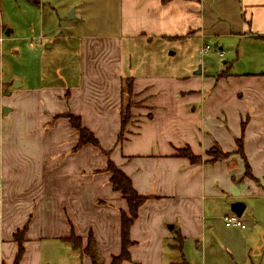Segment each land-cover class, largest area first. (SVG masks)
I'll use <instances>...</instances> for the list:
<instances>
[{
	"label": "crops",
	"instance_id": "crops-1",
	"mask_svg": "<svg viewBox=\"0 0 264 264\" xmlns=\"http://www.w3.org/2000/svg\"><path fill=\"white\" fill-rule=\"evenodd\" d=\"M204 2L120 0L119 17L111 25L117 24L118 32L83 39L80 82L9 92L20 99L6 103L7 114L1 100L0 264H13V235L28 218L19 264H92L63 241L71 231L81 238L83 248L91 234L102 264H110L120 253V212H126L127 205L104 170L106 152L137 194L147 197L130 227V261L121 264H164L165 250L182 257L168 264H215L214 248L221 239L217 229L245 234L247 226L217 224L232 213V203L245 202V213L248 205L254 206L250 200H264V0H210L208 16ZM221 9L234 14L237 32L228 34L238 40L235 55L243 59L244 72L227 73L220 80L202 78L204 67L191 76L189 71L123 72L119 50L124 40H201L215 25L208 26L209 17L221 21ZM0 30L7 37L13 33L1 22ZM127 80L135 104L129 109L132 122L118 142ZM66 113L80 117L100 148L86 144L74 150L78 132L62 116ZM240 138L254 179L244 175L236 151ZM185 147L200 161L191 164L178 156ZM213 149L228 155L210 161L204 155ZM46 156L55 159L50 166H45ZM243 189L256 195L242 196ZM223 248L231 253L228 246Z\"/></svg>",
	"mask_w": 264,
	"mask_h": 264
},
{
	"label": "rangeland",
	"instance_id": "rangeland-1",
	"mask_svg": "<svg viewBox=\"0 0 264 264\" xmlns=\"http://www.w3.org/2000/svg\"><path fill=\"white\" fill-rule=\"evenodd\" d=\"M209 1L204 2L206 16L209 13L207 7L210 5ZM119 5L120 0H0V22L6 29L13 30L9 37L4 36L3 31L0 30V102L3 99L6 105L7 102L12 104L17 98L20 99L18 96H8L9 92L22 93L25 89L43 85L56 88V84L62 87V83L72 84L76 80L77 83L80 82L82 67L80 62L83 60L80 58V52L81 46L85 44L83 39L93 34L118 32L117 24L111 25L119 17ZM71 12L72 14L76 12L73 18L69 17ZM220 14L218 16L221 21L209 17V22L212 23L208 26L211 27L214 23L215 25L201 40L198 37L182 43L160 39H153L150 42L145 39L124 40L123 48L119 50L123 72L126 75L152 73L158 75L170 72L184 74L189 71L191 76L200 66L205 68V71H202V78L206 77L209 80L218 76L220 80L226 77L227 73L244 72L246 65L243 59L235 55L238 40L228 34L232 30L237 32L232 19L234 14L232 10L224 12V9H221ZM216 28L219 31H216ZM204 44L210 46V52H202ZM219 52L222 53L221 56ZM220 69L226 73H220ZM224 82L225 80L221 81L222 84ZM19 84L21 88H14ZM123 88L125 91V84ZM192 94L190 97L195 96ZM134 104L132 97L124 95L122 109L131 108ZM19 108L18 104L17 109ZM131 118L125 128L132 122ZM204 156L222 158V155H215L211 150H208ZM85 158L86 160L89 158L88 151ZM54 161L53 157L46 156L45 166H50L49 164H53ZM52 185L53 179H50V188ZM55 194L52 193L50 196L58 195ZM239 194L256 195L255 190L244 189ZM250 201L254 206L248 205L247 211L240 217L247 226L245 234L241 232L228 234L224 229H217L221 239L218 247L214 248L217 254L215 264H264V200L253 198ZM242 203L245 205V202ZM29 220L30 218L26 220L25 225ZM223 224V219H219L217 226L220 228L225 226ZM60 225L61 221L56 226L60 227ZM225 246H228L231 253L225 251L223 248ZM96 253L102 263V257L98 251ZM199 254L198 250L195 258L198 259ZM163 257L164 264L172 260L179 263L182 259L180 254H172L169 250L163 252Z\"/></svg>",
	"mask_w": 264,
	"mask_h": 264
},
{
	"label": "trees",
	"instance_id": "trees-1",
	"mask_svg": "<svg viewBox=\"0 0 264 264\" xmlns=\"http://www.w3.org/2000/svg\"><path fill=\"white\" fill-rule=\"evenodd\" d=\"M125 93L130 97L131 96V81L127 80L125 83ZM130 108V107H129ZM129 108L122 109L120 111V131L117 137V141L120 142L125 132V126L131 118ZM67 118L70 126L78 132V140L74 147V150H79L82 146L86 144H90L94 147L100 148L98 140L93 135L91 131L87 128L83 127L81 124V120L79 116L72 115L70 113H66L62 115ZM242 123V129H243ZM242 138L237 140L238 150L237 153L241 156L244 162L245 172L244 175L254 179L250 173L247 162L244 159V155L242 152ZM214 150V151H213ZM212 153L222 155V158L226 157L228 154L221 153L217 149H213ZM107 156L106 168L105 170L110 174L109 181L112 185L113 190L118 191L121 196L124 198L127 211L120 212V253L117 256H113L111 258L110 264H121L123 261H130V255L128 248L132 245V241L129 239V231L132 223L137 217V212L139 207L147 200V197L140 196L133 189L132 183L128 176H126L112 161L109 159L108 152L105 153ZM178 156H182L189 160L191 164H195L200 161V157L191 153L188 147L183 149H179ZM222 158L212 157L210 161H216ZM27 225L21 230H18L14 235L13 239L17 243V251L14 257L13 264H19L21 257L24 252L23 242H24V234L26 231ZM63 241L70 244L74 250L81 251L87 255L92 264H102L99 260V256L96 253V248L94 245V240L91 234L88 235L87 243L83 248L81 238L74 234L73 231L67 236L63 238Z\"/></svg>",
	"mask_w": 264,
	"mask_h": 264
},
{
	"label": "built area",
	"instance_id": "built-area-1",
	"mask_svg": "<svg viewBox=\"0 0 264 264\" xmlns=\"http://www.w3.org/2000/svg\"><path fill=\"white\" fill-rule=\"evenodd\" d=\"M210 50L209 45H205L202 49V52H208ZM220 56L222 55L221 52L218 53ZM224 225L225 227H237L239 229H245L246 225L243 223V221L240 219V217H237L234 213L225 215L223 217Z\"/></svg>",
	"mask_w": 264,
	"mask_h": 264
},
{
	"label": "water",
	"instance_id": "water-1",
	"mask_svg": "<svg viewBox=\"0 0 264 264\" xmlns=\"http://www.w3.org/2000/svg\"><path fill=\"white\" fill-rule=\"evenodd\" d=\"M72 16L73 14L71 12L69 17H72ZM5 34L8 35L7 30L5 31ZM200 73H201V67L199 66L198 69L195 71V74H200ZM8 111L9 109L7 107H4V113L7 114ZM230 211L234 213L237 217H240L244 211V204L242 202H234L230 206Z\"/></svg>",
	"mask_w": 264,
	"mask_h": 264
}]
</instances>
